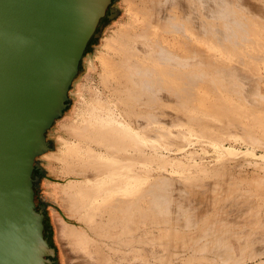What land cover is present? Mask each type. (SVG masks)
<instances>
[{"label":"bare ground","instance_id":"bare-ground-1","mask_svg":"<svg viewBox=\"0 0 264 264\" xmlns=\"http://www.w3.org/2000/svg\"><path fill=\"white\" fill-rule=\"evenodd\" d=\"M121 4L126 17L99 48L103 71L97 76L110 101L91 91L86 120L76 122L83 113L74 110V118L59 123L68 139L61 140L64 148L54 158L76 181L60 188L58 200L68 217L79 215L83 223L78 231L58 221L57 230L65 234L70 250L87 248L90 235H96L114 245L140 244L154 264H191L201 258L240 263L264 256L263 155L219 166L202 177L172 176L156 165L152 178H146L149 162L161 164L162 155L153 143L145 153L138 141L149 138L182 152L188 144L181 136L186 126L217 141L239 129L246 131L247 142L261 144L230 115L238 103L252 115L264 113V76L259 72L264 66V0ZM132 167L143 168L146 175L127 174ZM127 192L134 196L125 197ZM101 210L108 215L105 222L96 218ZM139 225L151 230H138ZM86 255L78 260H85L81 264H90ZM137 258L146 264L145 256Z\"/></svg>","mask_w":264,"mask_h":264},{"label":"water","instance_id":"water-1","mask_svg":"<svg viewBox=\"0 0 264 264\" xmlns=\"http://www.w3.org/2000/svg\"><path fill=\"white\" fill-rule=\"evenodd\" d=\"M110 4L0 0V264H51L32 173Z\"/></svg>","mask_w":264,"mask_h":264},{"label":"rangeland","instance_id":"rangeland-1","mask_svg":"<svg viewBox=\"0 0 264 264\" xmlns=\"http://www.w3.org/2000/svg\"><path fill=\"white\" fill-rule=\"evenodd\" d=\"M112 7L118 8V13L116 17L113 18L112 20H105V19L102 20L101 27L98 30V36L91 40L90 44L88 45L84 55L82 56L79 62L78 70L69 87V90L67 93L66 106L60 116V119L58 120L59 122L56 125L54 124V126H52L49 129V131L46 132L45 134L46 140L47 139L49 140L50 149L48 150V152L36 158V160L38 159V161H40L41 163H44L45 165L44 167L46 169L45 170L46 178L49 181L46 185L42 184V181L38 179V174L33 170L32 176L38 179L37 182L35 181V183H33L35 184L34 191H33L34 192V203H35V207L41 208L44 211L46 229L50 228L49 217H51V214L55 217L60 218L65 224L74 226L78 231L79 229L82 228L83 222L80 219L81 216L75 214L72 217H68L60 206V202L58 200L60 196V193H59L60 188L68 184H71L72 182L76 181V179L74 177L70 178V176L65 175L62 171L61 163L56 161L54 157H58L64 148V144L62 143L61 140L68 139V135L66 134V132H64L60 128L59 123L63 120L69 121L72 118H74L72 117L74 115V110L76 112L83 113V114H80V116L77 115V120L75 121L78 123L84 122L86 120V117H84V113L85 111H87L86 107L88 105L93 104V97H89V93L91 91H96L97 94L101 96L100 97L101 99L103 100L106 99V101H110L109 92H107L106 88L103 85L101 87L99 78L97 76V72L103 71L102 64L98 62V58L100 57L99 48L104 46V43H105L104 38L109 34L111 29L116 27L117 24L123 21L126 17V7L124 4H121V0H113ZM99 40H100V43H99ZM259 72L261 75L264 76V66H260ZM261 86L264 89V85H261ZM231 98H234V97H231ZM230 101L233 102L235 101V99L233 100L230 99ZM231 110L233 111V113L230 115V117L233 119V121L232 119L231 121L240 123L242 128L247 129L248 133L251 132V134L254 137L259 139L261 144L258 142L252 143L250 140L249 142L251 144L247 142L248 140L246 138L247 137L246 131L242 132L239 129L238 130L234 129L230 131L229 133L226 134L227 136L225 135L221 141H217L215 139L213 140L212 138H210V136L200 133L197 130V128H193V127L188 128L184 126L182 128L184 131V134L182 133L181 136L182 138H185L186 140H188V144H186V146L184 147L185 149H183L182 152L175 151L176 149L173 147L167 148L165 146L166 144L163 142L159 143V141H156L154 143V141H152L149 138L139 137L138 141L143 144V147H144L143 149L145 153L148 150H150L151 148L150 146H152V143L153 145H156L157 150H158V155L159 156L162 155L161 156L162 163L155 164L153 161L149 162L148 169L151 172L150 174H147L148 176L142 173L143 168L139 169L138 167H132L131 170L127 171V174L130 173V174L136 175V173H139V175L143 177L146 175V178H150L153 175L152 173L155 170H157L156 165H159L161 169H164L168 174L172 176H179L182 178L183 177L185 178V176L202 177V175L208 173V170L210 172L211 170L212 171L218 170L219 166L226 168V167L233 166L234 163L241 164V162H243L246 159L247 160L252 159V158L255 159V156L258 159L259 157L258 155L264 156V147H263L264 145V113L262 111H256L252 115L250 113V110L246 106L239 104V103L238 105H232ZM216 147L220 149H217ZM227 148H232L234 149V151L243 153V155H240V154L236 155L234 153L228 154V152L226 151ZM82 151H79V153L81 154V156L85 157L86 155L83 154ZM250 153L253 155H251ZM226 157H228L231 160H228V158ZM225 158L227 159L225 160L226 162L224 161ZM235 158H237L238 160ZM41 160L44 162H42ZM74 161H76L75 164H78V165L80 164L79 160L78 161L74 160ZM135 165H137V163ZM87 170L90 171L88 168ZM248 170H251V169H248ZM242 175L243 174H240V176ZM133 183H135V181ZM133 183L127 184V185L125 184L124 186L133 185ZM130 193L131 192L124 193L125 194L124 196L133 197L134 195H131ZM44 202H47L48 204H50L51 209L48 207V205L45 206ZM141 205L144 206L143 200L141 201ZM50 212H53V213H50ZM82 212L84 214L85 213L87 214V210L86 211L83 210ZM100 212H101V215H96V218L98 219V221L100 220H103L104 222L107 221V218H108L107 213L106 212L103 213V210H101ZM87 221L85 223H87ZM93 224L94 223L92 222L91 226ZM67 225H65L64 227H66ZM138 227L140 228L138 230H145V231L151 230V229L148 230L147 226L139 225ZM83 228L89 229L85 226ZM56 234H57V237L61 238L63 241L57 239L55 242L51 243V245L55 246L58 252H60L59 250H61V247L63 248L62 250L64 254H66V259L68 261V264L83 263L85 260L81 263L78 260L82 258V254L84 253L87 254L86 256H89V255L91 256L92 260L90 261L87 260L88 259L87 257L85 258L87 260L86 262H89L90 264H94V263L95 264H139V262L142 259H138L137 258L138 255H142L143 257L144 256L146 257L144 258V261L148 262V263L146 262V264H154L153 260H151L150 257L147 256V254H145L144 251L142 252V249L139 248L141 247L140 244L139 246L134 247V248H131L126 242L120 243L118 245H114L111 243V241H108V240L103 241L101 240L99 236L90 235L93 238V240H90L87 248L83 250H80L78 248L75 250H70V248L67 246L69 241L65 240L64 238L65 234L60 233L57 230V227H56ZM47 235L48 237L51 235L50 231L48 232ZM154 235L157 236L156 233ZM98 238H100V240ZM231 243L234 248L235 243L233 242ZM185 262L187 261L183 260V261L177 262L176 260H174V261H165L164 264H183ZM190 263L191 264H264V256H260L252 260L245 259L240 263H217L213 261H208L205 258L195 259Z\"/></svg>","mask_w":264,"mask_h":264},{"label":"flooded vegetation","instance_id":"flooded-vegetation-1","mask_svg":"<svg viewBox=\"0 0 264 264\" xmlns=\"http://www.w3.org/2000/svg\"><path fill=\"white\" fill-rule=\"evenodd\" d=\"M112 3L113 0H111V4L109 7V10L106 12V16L102 19V20H112L113 18L116 17L117 13H118V8L117 7H112ZM114 14L113 16L109 17L108 15ZM102 20L100 22V27H101V23ZM99 27V29H100ZM98 29V30H99ZM47 144L49 146V140L47 139ZM50 149V146H49ZM42 161V160H41ZM44 162V161H42ZM44 163H41L40 161H38V159L35 161V167H34V171L38 174V179L40 181H42V184H47L49 181L46 178V174H45V167H44ZM34 181L33 183H35V181L37 182L38 179L36 177H34ZM35 185V184H33ZM48 201V200H46ZM45 206L48 205V207L51 209L50 204H48L47 202H44ZM38 212H40V214L42 215V224H43V236L48 244V246L52 249V256L48 257L50 260L51 264H68V261L66 259V254H64L63 252V248L61 247V250H59L60 252H58V250L55 248V246L51 245V243L55 242L57 239L63 241L61 238L57 237L56 234V224H57V220L63 222L60 218L55 217L51 214V217H49V226L50 228L45 227V217H44V211L41 208H37ZM53 213V212H50ZM48 230V231H47ZM50 231L51 235L48 237V232ZM52 240V241H51ZM60 253V254H59ZM62 255V256H61Z\"/></svg>","mask_w":264,"mask_h":264},{"label":"trees","instance_id":"trees-1","mask_svg":"<svg viewBox=\"0 0 264 264\" xmlns=\"http://www.w3.org/2000/svg\"><path fill=\"white\" fill-rule=\"evenodd\" d=\"M62 112H63V111H62ZM61 114H62V113H61ZM48 131H49V130H48ZM48 131H47V132H48Z\"/></svg>","mask_w":264,"mask_h":264}]
</instances>
